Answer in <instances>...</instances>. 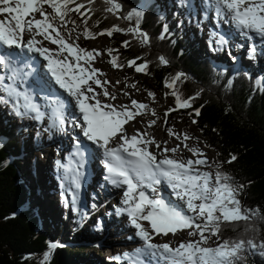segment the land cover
<instances>
[{
	"label": "snow or ice",
	"instance_id": "6c2138e0",
	"mask_svg": "<svg viewBox=\"0 0 264 264\" xmlns=\"http://www.w3.org/2000/svg\"><path fill=\"white\" fill-rule=\"evenodd\" d=\"M95 0H0V15L6 14L0 19V46L7 49H26L37 53L47 62V70L51 81L37 77L32 84H28V78L33 76V71L23 72L14 67L13 57L15 52L0 53V66L10 70L5 83V76L0 75V91L6 93V97L0 96V103H11L18 116H30L42 121L45 112L42 105L35 102V96L44 93L46 107L51 109L50 129L63 131L65 123L64 100L54 91L53 85L74 98L81 113L82 120L74 122L81 129L82 135L100 149L106 157L104 168L106 179L116 187L125 188L123 192L124 208L119 211L126 213L131 225L137 229V235L145 242V249H138L135 264H143L138 259L142 252L151 257L161 258L165 264H235L245 250L258 251L264 255V242L257 243L253 239L224 240L222 243L212 247L209 241L212 237L220 239L221 227L239 221H248L252 215L260 216L259 210L243 208L238 199L243 186H234L232 178L225 173L217 171L215 174L201 171L200 166H207L206 155L198 148H189L186 143L191 139L186 133L183 134V146L192 152L197 159H176L167 155L179 152L180 146L169 149L164 146L162 158H157V153L150 150L151 145L161 149L153 136L147 132L141 133L137 130L134 135H129L124 125L134 120L137 115L145 114L148 105L136 100L131 101V106L121 105L117 108L112 103H105L101 97L115 100L116 96L109 92L108 80H101L100 76L106 75L100 69L94 67L98 57L104 55L99 49L88 50L78 44L80 35L87 39H96L98 36L107 35L112 37L115 32L131 33L138 38L139 43L147 45L150 43L148 34L139 28V20L143 17L142 11H133L126 19H137V26L128 29L114 25L99 33L92 32L88 27V15L93 12L87 5L94 4ZM109 5L106 9L112 14L121 10L118 0H105ZM215 5L216 15L230 16L236 27L242 31H251L264 37V0H212ZM52 11L49 12L47 8ZM191 7V5H189ZM81 9H84L82 12ZM40 18H37L36 14ZM76 13L83 19L84 31L77 33L80 26L71 19V14ZM72 24V28L68 25ZM62 29L66 30L63 31ZM165 31L167 28L165 27ZM73 33H76L73 39ZM26 34L28 39H26ZM42 39H37V37ZM163 38V36L161 37ZM71 40V42H69ZM48 41L56 48L44 46ZM223 43V41H221ZM130 41H124L123 46L129 47ZM107 54L111 57L110 63L115 68H123L125 65L119 63L118 49L108 48ZM255 54V48H252ZM162 64L168 61L160 57ZM127 66H135L136 72L147 74L148 63L136 65V60L128 61ZM29 67H31L29 65ZM184 76L177 74L166 81V86L173 89L172 95L176 98L178 108H190L192 100L196 97L183 99L176 83ZM25 85L21 91L17 82ZM116 83H119L117 81ZM35 85L39 92L33 91ZM131 87L135 88L133 84ZM97 88L102 91H97ZM127 95V94H126ZM149 96L155 99V94L149 92ZM170 109L165 117L170 114ZM195 115H200V110H194ZM152 115L156 113L153 110ZM193 123L197 121L193 120ZM156 120L148 122V127L154 126ZM167 123V120H165ZM169 133L180 140L181 135L169 129ZM79 152L80 141H75ZM114 145V146H111ZM237 157L232 155L229 163ZM58 164L60 162H57ZM65 171L68 167L61 165ZM82 167V163L78 165ZM74 179L72 181L76 191L72 194V203L78 199V191L81 189L82 173L72 170ZM162 182L173 190L174 194L186 203L187 209L194 215L185 214L176 205L165 201L162 197L150 196L144 189L150 188L157 192V186ZM67 200V197H66ZM264 219V216H261ZM147 221L148 227L142 222ZM189 230L188 235L198 239L182 242L177 247L168 243L155 244L152 242L154 235H175L180 231ZM59 245L50 243V249L54 250ZM126 258L133 259L130 254H124ZM120 259V257H117Z\"/></svg>",
	"mask_w": 264,
	"mask_h": 264
},
{
	"label": "trees",
	"instance_id": "16d2710c",
	"mask_svg": "<svg viewBox=\"0 0 264 264\" xmlns=\"http://www.w3.org/2000/svg\"><path fill=\"white\" fill-rule=\"evenodd\" d=\"M118 2L121 10L115 15L106 10L109 5L105 0H95L94 4L87 5L93 9L88 14L91 19L87 27L94 33L114 25L124 29L136 27L135 17L131 20L125 17L133 11H142L139 28L148 34L150 43L140 44L131 33L115 32L112 37L107 36L108 48L118 49L113 55H118L119 63L125 65L122 69L115 68L116 71L134 76L135 66H127L128 61L135 59L136 65L147 62V78L138 75L131 80L136 91L145 86L154 94L163 89L166 81L183 73L176 83V90L183 99L196 98L190 108H178L176 104L179 117L197 121L194 124L200 139L214 152V172L230 176L234 186L242 185L238 199L243 208L260 212V216L252 215L248 221L222 225L220 239L212 237L209 244L213 239L219 243L238 239L264 242V219L261 218L264 216V85H259L250 75L252 69L247 71L242 66L236 68L230 64L226 68L215 64L209 46L202 49L195 39L200 33L191 30L190 17L176 19L177 11L165 5L162 8L156 4L147 5L145 0ZM193 17V20L197 19ZM71 19L80 26L77 33H82L83 19L76 13L71 14ZM170 21L172 26H169ZM72 27V24L68 25V28ZM75 36L73 33V39ZM88 40L80 35L79 46L87 49ZM124 41H130L129 47L123 46ZM259 56L260 59L264 57ZM160 57L166 58L168 63L162 64ZM108 58L111 59L109 55ZM258 65L262 63L259 61ZM0 96L6 97L4 94ZM173 100L175 103V96ZM195 109L200 110L199 116L195 115ZM31 119L30 116H18L11 103H0V264H114L118 261L114 255L102 257L99 250L98 255L91 254L86 259L84 251L92 245L66 244L50 249V243H55L63 231L64 223L55 221L54 216L41 208V202L36 200L35 164L37 155H40L36 148L45 133L39 127L27 130L25 126ZM31 147L35 148L33 156L25 160L24 153ZM232 155L237 159L229 163ZM94 227L70 230L72 235L61 241L95 236ZM93 236L88 239H94ZM235 264H264V255L245 250Z\"/></svg>",
	"mask_w": 264,
	"mask_h": 264
},
{
	"label": "rangeland",
	"instance_id": "374dc122",
	"mask_svg": "<svg viewBox=\"0 0 264 264\" xmlns=\"http://www.w3.org/2000/svg\"><path fill=\"white\" fill-rule=\"evenodd\" d=\"M153 1V0H150ZM163 3L167 4L170 3L172 6L173 4H177L175 2V0H161ZM197 4V6H199V2L198 0H194ZM195 4V5H196ZM181 7V4L178 5L179 9ZM176 9V10H177ZM47 10L49 12H51V9ZM197 10H199L197 8ZM201 12L198 11L196 13L197 16L195 17H199L200 20H198V23L203 22V18H204V14L201 17L200 16ZM37 18L39 17V14H36ZM5 17V15L0 16V19H3ZM215 18V17H214ZM207 20V18H206ZM208 22L213 23V21H211V18H208L207 20ZM169 26H172V21L169 22ZM214 30H212V38L213 40H215V43L218 42V46H216L217 48V56L212 57L213 60H215L216 62H220V63H225L226 65H230L233 62L238 64V63H244L247 64L248 66L250 65H254L257 64L260 61V63H262V65H264V57H262V59H260L259 57V53L262 51V49H264V43L260 42L259 45L261 46L259 50H257L256 55L248 56L247 53H249L248 50H246V48L244 50H241V46H240V50L242 52L239 51L238 48H233L234 49V54H236V58H234L233 55H228L227 54V49H223V47H219V39L216 37V35L218 36L217 33L213 32L215 31L216 27H213ZM191 30L194 31V27H191ZM196 31V30H195ZM203 31V30H202ZM215 33V34H214ZM256 35L258 36L259 34L256 33ZM261 37V36H260ZM37 39H42V37H37ZM199 43L202 46L201 48H204V44L205 41L203 40V37L200 36L199 38ZM71 42V40L69 41ZM88 50H92V49H99L101 52L104 53L103 56L98 57L95 62H94V67L97 69H100L103 73H105L106 75L104 76H100V79L103 80H108L111 82V84L107 85L109 92L113 95L116 96L115 100H110L108 97H104L105 99H103V101H107L108 103H112L113 105H115L117 108H119V106L121 105H129L131 106V101L132 100H136L139 101L141 103L147 104L148 105V109L145 111V114L143 116L141 115H137L136 118H138L140 120V123H134L133 121L130 122L129 124V129L131 130V134L130 135H134L136 134L137 130L139 129L141 131V133L143 132H147L149 130H151L150 132H153L155 134V136H157L159 139L155 140L160 143V139L165 137L167 140L169 139V142L171 141H175L176 145L180 146V150L179 152L173 154L171 152L167 153L168 156L176 158V159H183V160H187L186 155L188 156V153H185L183 150L187 149L183 146V144L185 142L178 141V139L176 140V137H173L170 133H169V129H171L173 132L177 133V134H181V136H183V134H187L188 136L191 137V139L187 140L186 143L189 144L188 147L189 148H198L200 149L207 157V160L210 159L207 167L211 170V173H213V162H214V152L208 148L203 141L200 139L199 133L197 131L196 125L192 122L186 119V117L180 118L177 107H176V102L174 103L173 100V96H172V92H171V88H168L166 85H163V89L161 91L158 92V94H155V99H153L151 96H149V92L146 89L145 86L140 87L138 91H136L133 87H131V85H133L131 78H134L135 76L138 75H142L143 77L147 78L146 74L143 72H136L135 68L133 69L134 71V76H130L125 73H118L115 69V67H113V65L109 62L110 59L108 58V54H107V49L109 47V40L107 38V35H103V36H98L96 39H89L88 40ZM44 46L51 48L50 42L48 41H44ZM235 45V43H233ZM250 44V43H249ZM230 46H232V44H228L226 48H229ZM57 46L54 45L53 48H56ZM259 56V57H258ZM242 64V65H244ZM246 66V65H244ZM105 70V71H104ZM259 80H256V82L258 84H262L264 83V81L260 80L261 76H258ZM6 79V77H5ZM117 81H119V83H116ZM99 89V90H98ZM97 91H102V89L97 88ZM127 94V95H126ZM40 94L36 95L37 100H39V104L42 105L43 107H46V100L44 99V97L42 96L40 98ZM68 99V98H67ZM47 108V107H46ZM170 109H176L174 111H171L169 115H167L166 117L164 116L163 112H168V110ZM153 110L155 111L156 115L153 116L152 112ZM162 113V116H160L159 114ZM151 120H156V123L154 126L152 127H148V122ZM165 120H167V123H165ZM29 127L28 130H34V128L36 127H40L39 129L43 130L45 132V130H48L47 134L44 135V137L40 140L41 143L39 144V152H42V155L40 154L39 157L40 159L36 161V168H37V178L35 179V183L42 185V186H46V191L44 196H45V200H51L52 202H50V212L54 213V219L55 221H57L58 223H64L66 226V230L61 231L58 234V237H60L61 235V239L64 240L66 238V236H71L72 233H70L72 230V228L77 229V228H81L86 229L88 226L90 227L91 225L95 226L94 227V234L95 236L94 239H88L89 237L92 238L91 235H86L84 237V240L81 239H77V241H72L71 239L69 240H65L62 243L68 244V245H79V244H86L88 245V243L92 245V247L86 248L84 252H86V259L91 255V254H96L98 255V250L100 253V256H109L111 254H114L118 249H125V247L127 249H129L130 247H134V243H138V247H140L142 244V239L137 235V229L134 227H130L128 229V231H134L135 234L131 233V236H135L134 241H128V242H121L118 240V238L116 240H118L119 244L115 245V241L111 242V240H109L110 235L108 232H103L102 228H101V224H102V220L104 221H108V217L105 216L102 218L99 216L97 217V215L95 214V210H96V206L93 203H89V204H85L83 205L82 203V207L80 208L81 204L80 201L77 200V202L75 204L72 203V200L70 199V195L67 191L60 189V185L57 182L58 180V175L56 174V172L59 170V167H57L58 163L56 161L52 162V160H55L54 158L50 159L49 162H46L47 160V152L46 151V144L48 145L49 143H52V140L56 137V133L59 134L58 131L54 130V129H50V127H48L46 129V126L49 124V114L45 113L44 119L40 122H33L31 121L29 123ZM74 128V127H73ZM136 130V132H135ZM61 133V131H60ZM157 134V135H156ZM172 136V138L170 137ZM171 138V139H170ZM166 140V141H167ZM165 141V142H166ZM164 142V143H165ZM161 144V143H160ZM169 149H171L170 146H167ZM50 148V146H49ZM150 149L152 152L157 153L158 155H162V145H161V149H157L155 147V145H151ZM32 147L28 148L27 151L24 153L25 157L24 159L26 160V158H30L31 156H33L32 154ZM188 150V149H187ZM49 151H51V148L49 149ZM56 152V150H54ZM189 153H192L189 151ZM27 156V157H26ZM47 171L50 173L51 177L49 179L46 178V176L44 175V172ZM51 171V172H50ZM54 172V173H53ZM214 174V173H213ZM54 175V177H53ZM57 180H56V179ZM39 185H37L36 187H39ZM54 189L55 191V195H51L49 192H51V190ZM47 193V194H46ZM49 193V195H48ZM40 194V193H38ZM54 194V193H53ZM51 197V198H50ZM66 197L69 200H66ZM110 199V197H109ZM38 200H43L42 196H38ZM107 202H111V207H115L114 201L111 200H107ZM99 204V203H98ZM89 205L93 206V209H91L90 212L86 211L88 210L87 208H89ZM106 205L105 202L101 203V206L99 207V210H101L100 208L104 207ZM69 206L71 207V215H70V209ZM78 208H80V210H78ZM90 209V208H89ZM118 210V209H117ZM116 211V210H115ZM185 212L189 215H194L193 213H191L187 208H185ZM62 214L65 217V220H62ZM75 214V215H73ZM119 210L117 211V215L119 216V220L122 221L123 224L127 225V222H130V219L127 215L125 216H121V214L119 215ZM95 215V216H94ZM82 216V218H80ZM107 218V219H106ZM125 220V221H123ZM145 226L147 225L148 227V222L147 221H143L142 222ZM78 226V227H77ZM88 231V229H87ZM188 231L187 229L178 232L175 235L169 234L167 236L161 234V235H156L154 236L152 242L155 244H164V243H168L170 244L172 247H177L179 246L180 243L182 242H186L188 240H194V239H198V237H192L188 235ZM67 234V235H65ZM129 237V235H128ZM132 238V237H131ZM113 240V239H112ZM100 242L102 244H100ZM140 244V245H139ZM217 244H219L218 240L213 239L212 242V247H216ZM95 249H94V248ZM149 257V255H148ZM152 258H148V260H150ZM114 264H134V260L126 258L125 255H123L120 259H118L117 262H114Z\"/></svg>",
	"mask_w": 264,
	"mask_h": 264
},
{
	"label": "bare ground",
	"instance_id": "6f19581e",
	"mask_svg": "<svg viewBox=\"0 0 264 264\" xmlns=\"http://www.w3.org/2000/svg\"><path fill=\"white\" fill-rule=\"evenodd\" d=\"M189 2L192 3V5L196 4V2L194 0H189ZM198 2H199V6H197V4L195 6L200 10L201 6H202L201 0H198ZM212 4H214V3L211 0V6H212ZM0 16H3V15H0ZM212 17H213V15L209 13V16L207 17V20H208V18H211V21H213V23H215V21L212 19ZM207 20H206V18H204V23L206 25L212 24L211 22H208ZM221 27L225 30V32L228 35L230 41H227L226 39L221 40L219 38V36H217V35H216V37L219 39L218 41H219V43H221V46L223 47V49H226L228 44H232V46H230V50H227V54L228 55L236 56V54H234V49H233L234 47L238 48L239 51L242 52L241 50H244L246 48L247 44H249V43L251 44L252 43V40H247V41L239 40L241 38V34H239V32L232 25L226 26L227 30L225 28V25L222 24V23H221ZM251 36H252V38L255 41L256 50H258V48L261 47L259 45V43L260 42L264 43V41H262L264 39V37L260 38L259 36L256 35L255 32H251ZM25 38L28 39L30 37H28L27 34H26ZM221 41H223V43ZM233 43H235V45ZM44 45H46V44H44ZM238 45L241 46V50H240V46H238ZM50 46H51V48H53L54 45H50ZM13 50L17 51V49H13ZM24 52L27 53V50L24 49ZM262 52L264 54V49H262ZM34 55H35V61H36V64H37V69H36V72L33 74V78L36 79L37 77H39V78H42L44 80L51 81V77H50V75H49V73L47 71V68L43 66L44 59L42 57H40L37 53H34ZM236 57H238V56H236ZM53 88H54V91L59 96H62V95L66 94L67 107L65 108V113L73 112L79 119L82 118L81 113L79 112V109H77V107L75 106L76 102H75L74 98L67 96V93H64L63 90L58 88V86L53 85ZM36 102L39 104V101L37 99H36ZM143 115H141V116H143ZM132 121L135 124L136 123H140V120L138 118H135L134 120H131L127 124L124 125V128L126 129V131H127V133L129 135L131 134V130L129 129L128 126H129L130 122H132ZM150 131L151 130L147 131V133H149L153 137H156V139H159L157 137L158 136L157 134H156L157 136H155V134L153 132H150ZM58 132H59V134L56 133V137L52 140V143H49L48 145L47 144L45 145L46 146V151H48L47 152L48 154H47L46 162H49V160L52 159V158L59 159V157H60L59 150L66 149L69 146L70 142L72 141L71 140L72 135L73 134H78L76 129H74L70 125L68 126L67 134L63 135L62 132L61 133H60V131H58ZM172 136L175 137L174 135H172ZM172 136H170V137L172 138ZM182 137L183 136H181V139L178 140V141H181ZM166 140L167 139L165 137L160 139V143H161L162 147L170 146L171 148H174V147L177 146L175 141L169 142V139L167 141ZM49 146L51 148V151H49V149H50ZM111 146H114V145H111ZM98 149L99 148H96V150H95V152L93 154V158L89 162V165L87 167V171L84 172L83 178L81 180L82 187L78 191V199L77 200L80 201V204L82 203L83 205L89 204V203H93L96 206L95 214L97 215V217H99V216L101 218H102V216L103 217H105V216L108 217V221L107 222L106 221L103 222V220H102L101 228H102L103 232H108L109 233V235H110L109 240H111V242H114V241L118 242V240L121 241L122 243L124 241L125 242L131 241V240L134 241L136 233H134V231H128V229L130 227H133V226L131 225L130 222H127V225L123 224L122 221L119 220V216L117 215V211L120 210L121 208L125 207V205L122 202L123 201V192L121 191V189H114L112 192H109L107 195H103L100 191L96 192V196L97 197H93V195H92L93 192L91 190L95 191L96 188H97V184L101 180V178H100L101 165L99 163V159H101V153L99 152ZM54 150H56V152ZM183 151L185 153H188V156L186 155L187 159H193V160L197 159V156H195L193 153H189V151L187 149H184ZM209 161H210V159L208 160V163H209ZM200 170L201 171H208V172L211 173V170L207 166H200ZM36 171H37V168H36ZM36 174H37V172H36ZM58 174H59V171H58ZM62 190L66 191L65 188H63ZM54 191L55 190L52 189L51 192H49V193L51 195H55ZM49 193H48V195H49ZM69 195H70V199L72 200V195L70 193H69ZM164 195H165V198L167 199L168 202H171L172 204L176 205L180 210L185 212V208H187V207H186V203L183 200H180L176 195L172 196L170 194V191H168V190L165 191ZM109 197H111L112 199H114L116 201V203H114V204H115V206L117 208L111 207V202H107V200H109ZM67 200H69V199L67 198ZM50 202H52V201L50 200ZM102 202H105L106 205L103 208L101 207L100 208L101 210H99V207L101 206ZM82 204H81L80 208L82 207ZM80 208H78V210H80ZM89 208H87L88 210H86V211L90 212L91 209H93V206L89 205ZM69 209H70V215H71V207L70 206H69ZM119 213L121 214V216L127 215L126 213H122L120 211H119ZM185 214H187V213L185 212ZM73 215H75V214H73ZM80 218H82V216ZM123 221H125V220H123ZM146 227H147V225H146ZM131 233L132 234L134 233L135 236H133V235L131 236ZM128 235H129V237H128ZM130 236L132 238H130ZM117 238H118V240H116ZM100 244H102V243L100 242ZM134 244L138 245L137 242L134 243ZM137 245H134V247H130L129 249H127L128 247L127 248L125 247V250L128 251V252H135L139 248ZM145 254L148 257V254L147 253H145ZM155 258L161 260V258H157V257H155ZM162 262L165 264V261L163 259H162Z\"/></svg>",
	"mask_w": 264,
	"mask_h": 264
}]
</instances>
